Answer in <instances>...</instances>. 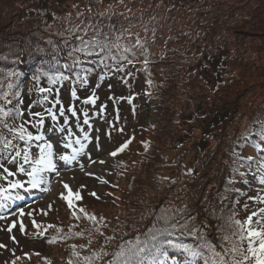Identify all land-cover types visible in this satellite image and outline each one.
Segmentation results:
<instances>
[{
	"label": "trees",
	"instance_id": "16d2710c",
	"mask_svg": "<svg viewBox=\"0 0 264 264\" xmlns=\"http://www.w3.org/2000/svg\"><path fill=\"white\" fill-rule=\"evenodd\" d=\"M40 1L0 0V107L12 110L8 117H0V121L7 123L9 128L29 121L25 126L33 132L32 122L36 117L31 113L46 109L53 91L61 83L83 84L77 75L84 76L85 69L89 70L87 81L106 83L104 78L110 77L122 82L126 90L120 91V99L131 108V121H144L142 113L148 105H153L155 110L159 108V111L154 122L140 124L139 130L130 132L127 129L119 144L121 147L130 141L121 151L120 177L117 174L113 182L116 187L126 185L122 192L129 199L128 205L139 216L131 218L115 240L111 242L110 235H105L109 226L99 227L88 218L93 215L92 211L83 208L85 212L74 213L62 200L64 214L73 221L78 220V224H87L76 232V243L65 253L69 262L57 258L59 251L56 244H52L55 239L45 233L43 244L52 249L51 252L39 255L23 252L20 258L5 259L0 264H78L79 261L88 264L85 257L92 258L91 264H120L125 258L118 255L122 249L127 251L138 243V238L145 241L158 232H174L176 237L201 250L203 257L197 258L196 264H205V259L211 264L210 246H215V251L222 255L223 247L227 245L229 249L233 243L246 250L247 240L241 244L238 235H233L237 232L233 221L247 220L241 212L245 202L242 185L252 172L255 157H259L246 152L255 149L264 156V79L259 81L263 85L261 97L236 112L228 100L219 99L217 94L203 96V99L200 96L209 85H213L209 80L211 75L219 81L216 86L221 85V92L229 87V82L235 81L225 79L230 74L226 65L217 66L218 58L214 53L219 58L232 59L228 57L231 50L226 47L235 46L231 42V26L227 21L237 20L234 5L239 8L250 1L235 4V0H70L68 3L66 0H49L48 5ZM260 3L257 18L261 30L256 33L264 43V0ZM64 6L68 15L57 10V7ZM229 8L233 11H227ZM169 11L177 16L167 23ZM224 16L225 21H217ZM158 18L163 20L158 21ZM170 23L172 32L166 35L169 30L165 28L170 27ZM182 37L189 42L190 50L184 48L178 53ZM164 39H172L173 44L164 46ZM138 40L140 45H137ZM82 42L98 43L104 50L97 47L93 55L86 56L77 51L84 46ZM201 46L209 49L202 60L207 66H217L215 74L209 72L201 61L199 66L202 69L191 70L187 57ZM124 48H130L132 52L124 53ZM122 55H127L128 59H121ZM263 55L257 57L262 64L254 65L259 74H264ZM245 57L240 64L248 66L256 56L252 59H249L251 55ZM120 68L122 70L117 71ZM60 75L68 79L49 83L50 78ZM135 77H139L144 86L133 85L131 80ZM174 78L183 83L181 89L174 84ZM185 87L192 90L191 95L186 94ZM41 88L51 91L42 93ZM181 108L192 110V115L199 114L200 125L207 121V108L215 113L214 120L210 119L202 126L204 130L213 128L215 131L190 138V149L187 150L196 154L198 167L183 176L177 171L172 155V146L175 148L178 144L174 135L175 130L179 132L180 118L177 117ZM17 110L22 116L16 115ZM0 135L12 139L3 123H0ZM156 135L162 141L156 142ZM231 136H234L232 140ZM16 143L19 148L24 147L23 142ZM184 143H180V149ZM10 152H4L0 161L8 168L16 166L9 162ZM184 177L192 180L181 186ZM0 179L4 180L2 169ZM99 198L101 196L94 200ZM221 212L225 213L224 218L220 216ZM111 223L107 218V224ZM225 232L228 236L223 235ZM78 240H81L80 244ZM173 253L174 250L169 249V254ZM145 255L132 256L130 264H137ZM179 257L183 262L184 257ZM230 257L229 252L225 256L227 264H230ZM144 264H149V259H145Z\"/></svg>",
	"mask_w": 264,
	"mask_h": 264
},
{
	"label": "rangeland",
	"instance_id": "374dc122",
	"mask_svg": "<svg viewBox=\"0 0 264 264\" xmlns=\"http://www.w3.org/2000/svg\"><path fill=\"white\" fill-rule=\"evenodd\" d=\"M68 1L70 0H66V3ZM40 2L43 5L50 3L49 0H41ZM246 2L249 3L243 7L237 8L234 5L235 12H237V20L228 19L227 21L228 25L231 26H229L231 28L229 30L231 42L235 46V48L228 47V45L226 47L231 50V54H228V57L232 59L227 60L226 56L219 58V55L214 53L218 58V60L216 59L217 66L220 64L226 65V70L230 74L225 79L228 80L230 78L235 81L229 82L230 85L227 84L229 87L221 92L219 89L221 85L216 86L219 81L211 75L209 80L213 85H209L200 96L203 99V96L217 94L219 99L228 100L230 107L235 112L261 97L259 94L263 85L259 81L264 79V74H259L258 70L254 68L255 64H262L261 59L257 60L258 55L264 54L261 51L264 50V43L261 41L259 34L256 33L261 30L260 22L257 18L259 17L258 4L260 5L261 3L260 0H235V4ZM65 9L66 6L64 8L57 7L59 12L68 15V12L64 11ZM38 10L40 11V9ZM227 11L233 10L229 8ZM104 12L109 11L105 10ZM175 16H177V13L169 11L166 22L169 23ZM160 20H163V18H158V21ZM219 20L225 21L226 16L219 18L217 21ZM171 26V23L170 27L166 26L165 29L169 30L166 35L171 34ZM202 29H204L203 26ZM163 41L164 46L167 47L173 44L172 39H164ZM184 48L190 50L189 42L182 37L177 52L183 51ZM243 50H246V53H242ZM208 51L209 49L201 46L194 53L188 55L187 60L191 63V70L195 68L202 69L199 66V61L203 63L202 56H206ZM246 55H251L249 59L256 56L248 66L240 64V60L246 59ZM262 57L264 58V55ZM204 66L208 68L209 72L215 74L217 66L211 64H208V66L204 64ZM156 70L157 72L159 71L158 65ZM232 75L233 78L231 77ZM104 79H107V82L99 85H96V80L87 81L86 83L78 84V86L61 83L53 94L49 108H47V110L51 109L52 112L57 114L58 120L53 121L47 110L41 109L39 113L43 115L44 124L39 129L35 127V123L40 117H36L32 122L33 133L39 132L45 137L47 142L52 143L54 146L56 171L48 172L46 175L47 182L41 184L39 188L28 189L26 187L23 189V199L14 202L9 201L7 207L0 209V262L10 258H20L23 252L34 253L35 255H39L42 252H51L52 249L46 248L43 244L45 233L55 239L52 244H56V249L59 251L57 258L61 262H69L65 253L69 252V249L71 250V247L76 243V232L81 230L83 226H87V224H78V220L73 221L64 214V208L61 205L62 200H65L69 205L68 200L64 198L69 195L68 189L64 187L65 184L69 186L72 193H79L82 197V199L73 197V204L70 209L74 213L80 212L81 208H87L92 211L97 218L94 221V225L99 227L109 226L105 230V235H110L111 242L118 233L124 230L131 218L139 216L128 205L129 199L122 192L126 185L122 184L118 187L114 185L113 178L117 174L120 177L118 164L122 162L123 157L121 155L122 152H117V150L120 148L119 144L123 141L122 136L125 135L127 129L130 132L133 129L139 130L140 124H145L149 121L154 122L157 119L159 108L155 110L153 105H148L144 107V112L142 113V117H145L144 121H131V108L120 99V91L126 90L125 88L123 89L122 82L110 77ZM174 79V84L179 85V89H181L183 83L176 78ZM131 83L138 87L144 86V82L139 77L133 78ZM73 89H75L77 98L72 96ZM185 90L188 96L191 95V89L189 90V88L185 87ZM93 94L96 98L95 104H85L83 101L93 96ZM71 106L76 109L75 116L69 111ZM61 107L64 109L63 116L59 115ZM85 112L88 114V123H84ZM206 112L205 120L207 121L202 123V125H200L199 114L192 115V110L186 108H181L177 117V119L180 118L179 132L175 130L174 140L178 144L175 148L172 146V155L177 171L183 173L181 176L189 175L191 171L198 167L196 154L191 150H187L190 149L188 148L190 138L200 134L210 135V133L215 131L213 128L202 129V126H205L210 119L214 120L213 115L215 113L208 111V108ZM182 116L183 118H181ZM130 126L132 128H129ZM61 128H64L65 131H60ZM219 129L220 126H218ZM69 133L74 135L70 136ZM85 134H87L86 139ZM77 137L80 138L81 143L85 144L84 150L77 156V159L71 163L59 160V155H72L73 148L78 149L80 147L76 143ZM233 138L234 136H231L230 140ZM155 140L156 142L160 140L158 135L155 136ZM182 141H185V143L180 149ZM40 143H43V141ZM69 144L71 147H68ZM262 146L264 148V145ZM113 152H117V154L115 156L111 155ZM260 153L256 152L255 149L246 152V154L259 155V157H255L252 172L249 173L246 183L242 185L245 199L241 210L242 215L247 219L248 216L255 212L256 216L253 217L252 226L257 228L264 227V212H261V209H264V183H261V180L264 179V171H262L264 170V156H260ZM38 154L39 150L33 145L31 147L32 157L36 158ZM25 167L27 168L28 165H25ZM10 169L16 171V166H12ZM21 176V173H18V177ZM28 179L29 177L25 178L24 182L28 181ZM191 180V177H184L181 186H185ZM2 184L6 185L7 182H2ZM92 193H96V195L93 196ZM97 196H101V198L94 200ZM220 216L224 218L225 213L221 212ZM107 218L112 221L111 225L107 224ZM119 225H123V227L118 228ZM230 232L232 233V230ZM223 235H227V233L225 232ZM80 242L81 240H78V244ZM122 245L125 246L126 242L123 241ZM227 247V245L224 246L223 250L227 249ZM72 257L70 256L69 258ZM178 259L181 260V257ZM78 264H82V262L79 261Z\"/></svg>",
	"mask_w": 264,
	"mask_h": 264
},
{
	"label": "snow or ice",
	"instance_id": "6c2138e0",
	"mask_svg": "<svg viewBox=\"0 0 264 264\" xmlns=\"http://www.w3.org/2000/svg\"><path fill=\"white\" fill-rule=\"evenodd\" d=\"M82 43L84 46L77 49V51L84 53L86 56L93 55L94 49L97 47H100L101 51L104 50L98 43ZM137 45H140L139 40L137 41ZM123 52L130 53L132 50L130 48H124ZM132 55L134 56L135 53H132ZM121 59L126 60L128 57L127 55H122ZM113 60H115V57H113ZM128 62L132 63L131 60ZM100 63H103V60H101ZM145 63H147V61H145ZM120 70H122V68L117 69V71ZM84 71V76L77 75V79L82 83L87 82V73L89 70L85 69ZM65 79H68V77L60 75L59 77L50 78L49 83L51 84ZM9 87H11V85H9ZM50 91L51 89H40V92L42 93ZM72 96L77 98L75 89H73ZM44 99L47 100V96H45ZM83 102L85 104H95L96 98L93 94V96L88 97ZM11 111V109L4 110V108L0 107V117H8ZM69 111L73 116L76 115V109L74 106H71ZM47 112L53 121L58 120L57 114L52 112L51 109H48ZM16 115L22 116V112L17 110ZM31 115L33 117H40L35 123V127L39 129L44 124L43 115L39 112L31 113ZM59 115H64L63 107L60 108ZM84 116V123H88L87 112L84 113ZM0 123H3L4 127L8 128V131L12 136V139H8L7 137L0 135V141H2V146H0V161L3 159V153L11 150L9 162L16 165V171H12L10 168L5 167L4 162H0V169L3 170V179L7 181L6 185L0 184V209H3L7 207L9 201L14 202L23 199L20 195V190L25 189L26 184L28 189H36L39 188L41 184L47 182V173L50 171H56V154L52 143L47 142L45 137L39 132L34 134L25 126V124L30 123L29 121H25L24 123L11 128H9L4 121H0ZM60 131H65V129L61 128ZM69 135L71 136L74 134L69 133ZM86 138L87 134H85V139ZM41 141H43V143H40ZM16 142H23L24 147L22 149L19 148ZM76 143L79 144L80 147L78 149L73 148L72 155H59L58 159L67 163L76 160L77 156L85 148V144L81 143L79 137L76 138ZM128 143H130V141L121 145L117 152H121L127 148ZM33 145L39 150V154L36 158H33L31 155V147ZM68 147H71V145L69 144ZM117 152H113L111 155L115 156ZM101 163H103V161H101ZM25 165H28V167L26 168ZM18 173H24L29 177L28 181L24 182L20 179H9V177H16ZM261 183H264V179L261 180ZM64 187L69 191V195L64 198L68 200L70 207L73 204V197H75V199H82L79 193H72L67 184H65ZM92 195L95 196L96 193H92ZM80 212L83 213L85 210L81 208ZM261 212H264V209H261ZM85 215L88 214L85 213ZM254 216H256L255 212L247 217L246 222H241L239 220L233 221L237 226V232L233 233V235H238V242L241 244L247 240V249L245 250L242 247H238L236 243H233L229 249H225L224 254L222 255L215 251V246H210L213 254L211 264H227L225 256L229 252L231 253L230 264H264V227L257 228L252 226ZM88 218L93 221H96L97 219L94 215H89ZM245 223L247 224V227H245ZM97 231H99V229H97ZM225 239L227 240L228 237L226 236ZM169 249L174 250L172 255L169 254ZM141 253H146V255L141 256L137 261V264H144L145 259H149V264H182L181 260L178 259V256L184 257L183 264H196L197 258L203 257V252L201 250L184 242L179 237H176L174 232H158L152 234L145 241H139L138 238V243L127 251L122 249L118 255L125 258L120 261V264H130L131 257L140 256ZM74 254L79 255V253ZM217 257L219 259H216ZM91 259V257H85L88 264H91ZM109 264H111V262H109ZM205 264H210L208 259H205Z\"/></svg>",
	"mask_w": 264,
	"mask_h": 264
},
{
	"label": "bare ground",
	"instance_id": "6f19581e",
	"mask_svg": "<svg viewBox=\"0 0 264 264\" xmlns=\"http://www.w3.org/2000/svg\"><path fill=\"white\" fill-rule=\"evenodd\" d=\"M264 162V161H263ZM262 171H264V170H262ZM63 183L65 184V182L63 181Z\"/></svg>",
	"mask_w": 264,
	"mask_h": 264
}]
</instances>
